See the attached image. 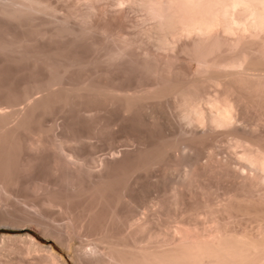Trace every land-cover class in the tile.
Instances as JSON below:
<instances>
[{
    "label": "bare ground",
    "instance_id": "obj_1",
    "mask_svg": "<svg viewBox=\"0 0 264 264\" xmlns=\"http://www.w3.org/2000/svg\"><path fill=\"white\" fill-rule=\"evenodd\" d=\"M52 2L0 0L1 62L24 63L23 87L40 93L24 94L25 109H0V226H30L50 241L3 233L0 264H11L4 253L14 240L38 253L39 264H264V0H59L60 9ZM134 10L149 27L139 30ZM9 88L0 93L9 91L5 102L14 106ZM164 106L177 111L178 142ZM102 108L144 126L130 149L110 146L100 159L92 151L96 162L81 149L94 141L75 136L72 124V136L59 124L46 135L52 114L91 120ZM224 139L229 152L216 159L211 148ZM197 147L212 150L206 164L188 158ZM175 170L177 223L163 219L161 200L139 218L135 195ZM186 187L197 191L190 204ZM215 187L225 191L217 206L208 197ZM32 196L35 213L15 217L10 202ZM45 209L65 219L62 228Z\"/></svg>",
    "mask_w": 264,
    "mask_h": 264
},
{
    "label": "rangeland",
    "instance_id": "obj_2",
    "mask_svg": "<svg viewBox=\"0 0 264 264\" xmlns=\"http://www.w3.org/2000/svg\"><path fill=\"white\" fill-rule=\"evenodd\" d=\"M51 2H52V0H50ZM54 2H52V4L54 5V6H56V5H58L57 7H59V6H62L61 4V1H60V3H58V1L59 0H53ZM57 1V2H56ZM56 2V3H55ZM55 3V4H54ZM59 9H60V7H59ZM133 11V10H132ZM138 12V13H137ZM136 12V10H134V12L132 13V15L131 14H129V16L130 17H134L132 20H137V21H135L136 23L137 22H139V25L141 26H139L138 24L136 25V26H138L139 27V30H141V28H144L145 29V25H146V27L148 26H150L148 23L146 24H144L142 21V17H144L142 14V12H139V11H137ZM60 13H61V11H60ZM59 13V14H60ZM129 13H131V12H129ZM135 13V14H134ZM141 13V14H140ZM134 14V15H133ZM139 18V19H138ZM140 22H141V24H140ZM143 23V24H142ZM143 26V27H142ZM133 28V25L132 26H129V29H132ZM135 28H137V27H134L133 29H135ZM147 29V28H146ZM138 30V28L135 30V31H139ZM127 31H128V28H127ZM131 30H129L128 32H130ZM133 31V30H132ZM132 31H131V36H136V33L137 32H135V35L132 33ZM140 32V31H139ZM139 32L137 33V35L139 36ZM133 34V35H132ZM143 36H142V38H144L145 37V35L144 34H142ZM140 36H141V33H140ZM139 36V37H140ZM2 61V58L0 57V86L1 87H5V88H9L11 91L10 92H12V93H14L15 94V92H16V94H17V101L19 102L18 104L16 103L14 106H11V105H9V104H6L7 102H5L6 100H5V93H7V92H9V91H6L5 90V92H1L0 93V109L2 108V107H5V109L3 108V109H1V110H8L9 109V111H13V110H17V108L19 109V110H21V109H25L26 107H27V105H28V101L27 100H29V98L31 97L32 99H36V98H38L39 97V95H40V93L39 92H34V91H30V90H28V92L30 91V93H28L27 91H26V88H24L25 87V84L27 83V81H28V73L27 72H25L26 70L24 69L23 70V68L25 67V64L24 63H18L19 65H17V63H13V62H9V63H6V62H1ZM11 63V64H10ZM13 63V64H12ZM6 64V65H5ZM16 64V65H15ZM7 66V67H6ZM24 66V67H23ZM3 68V69H2ZM11 70H13V71H11ZM4 71V72H3ZM25 73V74H24ZM7 75V76H6ZM19 76V77H18ZM6 80V81H5ZM9 80V81H8ZM15 81V82H14ZM5 82V83H4ZM12 82V83H11ZM19 82V83H18ZM2 83V84H1ZM23 84H24V87H23ZM5 85V86H4ZM6 85H8V86H6ZM15 85V86H14ZM129 87H127V89L129 88V90H134V87L136 86V84L135 83H130L129 85H128ZM138 86V85H137ZM136 86V87H137ZM13 87V88H12ZM17 87V88H16ZM131 87V88H130ZM16 88V89H15ZM22 88H24V89H22ZM24 90V91H23ZM213 90H216L214 87H212V88H210V92H215V91H213ZM25 92V93H24ZM27 92V93H26ZM34 92V93H33ZM3 93V94H2ZM211 93V94H212ZM27 94V95H31V94H33V95H31L30 97L29 96H25V95ZM4 95V96H3ZM20 96V97H19ZM25 96V97H24ZM1 97L3 98V99H1ZM22 97V98H21ZM36 97V98H35ZM26 98V99H25ZM31 98H30V100H31ZM21 99V100H20ZM23 99V100H22ZM3 100V101H2ZM26 100V101H25ZM30 100H29V102H30ZM16 101V102H17ZM5 102V103H4ZM27 103V104H26ZM18 105V106H17ZM2 106V107H1ZM7 106H9V107H7ZM168 106V105H167ZM13 107V108H12ZM17 107V108H16ZM21 107V108H20ZM7 108V109H6ZM16 108V109H15ZM172 108V107H171ZM171 108H170V106H169V108L168 107H165L164 106V112L165 113H163V117L165 116V117H167L168 115V118L170 117V118H172V120H175V125L173 126V127H171L172 128V130H170V132H175V142H178V140H180L181 138L179 137L180 135H179V130L181 129V127H182V124L180 123V121L178 120V118H177V116H176V112L177 111H174L173 110V108H172V110H171ZM105 111V113H106V109H104ZM111 110V111H110ZM166 110V111H165ZM170 110V111H169ZM98 111H101V112H98ZM97 112H95V114L97 113V114H99V115H95V117L93 118V119H89V120H87V118H84V117H78L77 119L76 118H74V119H72V120H70L69 121V118L66 116V117H64V114H60V113H55V114H52L51 115V117L49 116H47L48 118H45L44 120L46 121H44L43 123L45 124H43L44 125V128L45 127H47V128H49V129H47L46 128V135L47 136H49V137H51V136H53V134H56L55 132H59V131H61V130H63L62 132L63 133H65L66 132V134L68 133V135L70 134V131H69V129H67V127H66V125L68 124V123H70V124H72L73 125V134L76 136H78V135H84V136H86V134H87V136H89V139H90V142L92 143L93 141V144L95 145V146H91L90 144H89V140H87V146L85 145L86 144V142H85V144L83 145V147H84V150H83V147H81V149H82V151L84 152V154L87 156V157H91V158H93L94 159V157L96 156V155H94L95 153L94 152H96V154H97V157L99 158V156H100V158H102V157H104L105 155H106V153L108 152V151H110L111 152V150H109L108 148L110 147V149H112L113 151L112 152H115V153H117V152H123L124 150L123 149H125V148H131V141L133 140L132 138H135V137H137L139 134H142V133H144V130H145V128H144V126L143 125H140V122H138L135 118H124V116L122 117V115L121 114H119V112H114L111 108L109 109V110H107V113L105 114V113H103V108L101 109V110H98ZM102 113V114H101ZM172 115V116H171ZM55 116V117H54ZM176 116V117H175ZM165 117H164V119H165ZM65 118H66V121H65ZM114 118V119H113ZM175 118V119H174ZM61 119V120H60ZM107 119V120H106ZM118 119V120H117ZM131 119V120H130ZM68 120V121H67ZM57 121V122H56ZM60 121V122H59ZM56 122V123H55ZM65 122V123H64ZM79 122V123H78ZM83 122V123H82ZM107 122V123H106ZM47 123V124H46ZM103 123V124H102ZM178 123V124H177ZM52 124V125H51ZM56 124L58 125L59 124V129H57V131H55L54 133H53V130L50 132V130H51V128L52 127H54L55 128V126H56ZM70 124H68V125H70ZM75 124H76V126H75ZM101 124V125H100ZM105 124H107V125H105ZM111 124V125H110ZM180 124V125H179ZM47 125V126H46ZM55 125V126H54ZM61 125V126H60ZM98 125V126H97ZM65 126V128H63L62 129V127H64ZM105 126V127H104ZM176 127V128H175ZM99 128V129H98ZM109 128V129H108ZM114 128V129H113ZM117 128V129H116ZM170 128V129H171ZM53 129V128H52ZM65 129H67V130H65ZM76 129V130H75ZM98 129V130H97ZM47 130H49V132L47 133ZM135 130V131H134ZM142 130H143V132H142ZM69 131V132H68ZM99 132V133H97V132ZM113 131V132H112ZM71 132V133H72ZM129 132V133H128ZM49 133H51V134H49ZM96 133L98 134V137H97V135H96ZM102 133V134H101ZM110 133V134H109ZM49 134V135H48ZM73 134H70L71 136L73 135ZM91 136H90V135ZM103 135V136H102ZM109 135V136H108ZM126 136H128V137H126ZM178 136V137H177ZM91 137V138H90ZM97 137V138H96ZM94 138V139H93ZM102 138V139H101ZM114 138V139H113ZM93 141H92V140ZM95 139H97V140H95ZM130 139H132L130 142L128 141V140H130ZM177 139V140H176ZM108 140V141H107ZM113 140V141H112ZM220 140H222V139H220ZM220 140H218V142L220 141ZM226 140V141H225ZM230 142L229 140H227V139H224L223 141H221V142H216L218 145L216 146V145H214L213 146V148H211V149H214V150H216V151H213V152H215V153H213L212 152V150H210V148H205L207 151H206V153L204 152L205 151V149L203 150L201 147H197L196 149H198V151H196V149H194L193 150V153H194V151L196 152L195 154H192L191 155V152L188 154V158H190V159H193V161H194V158H195V162H196V164H206L207 163V161L209 160V155L211 154V153H208L209 151H211L212 152V155H213V157L215 158L216 157V159H220V160H223L226 156H227V152H229V150L227 149V147L226 146H228L230 143H228V142ZM97 142V143H96ZM99 142V143H98ZM108 142V143H107ZM110 142V143H109ZM111 142H112V144H111ZM127 142V143H126ZM223 142H225V143H223ZM227 142V143H226ZM215 143V144H216ZM89 144V145H88ZM226 144V145H225ZM97 145V146H96ZM130 145V146H129ZM221 145V146H220ZM222 145H224V146H222ZM82 146V145H81ZM88 146H90V147H88ZM105 146V147H104ZM116 148H115V147ZM126 146V147H125ZM87 147V148H86ZM96 147V148H95ZM114 149H113V148ZM220 147V148H219ZM86 148V149H85ZM103 148V149H102ZM118 148V149H117ZM223 148V149H222ZM94 149V150H93ZM122 151H121V150ZM225 149H227V150H225ZM229 149H230V152H231V148L229 147ZM233 150H235V148H232ZM86 150V151H85ZM95 150H97V151H95ZM101 150V151H100ZM102 150H103V152H102ZM106 150V151H105ZM119 150V151H118ZM125 150H128V149H125ZM92 151H94V152H92ZM237 151L239 152L240 150L237 148ZM92 152V153H91ZM236 152V151H235ZM101 153H104V155H102ZM90 154V155H89ZM99 154V155H98ZM108 154V153H107ZM202 154V155H201ZM207 154V155H206ZM216 154V155H215ZM226 154V155H225ZM94 155V156H93ZM191 155V156H190ZM196 155V156H195ZM198 155V156H197ZM218 155V156H217ZM225 155V156H224ZM97 157H95V161L97 162L98 161V158ZM206 157V158H205ZM99 158V159H100ZM198 158V159H197ZM197 159V160H196ZM206 159V160H205ZM208 159V160H207ZM192 161V162H193ZM198 161L200 162V163H198ZM203 161H204V163H203ZM206 161V162H205ZM194 163V162H193ZM201 164V165H202ZM183 167H185V166H183ZM182 166H180V167H177V170H179V171H183V168ZM179 168V169H178ZM177 170H175L176 172H173V173H169L168 174V178H167V180H163V179H160V180H158L156 183H154V185L153 186H147V185H145V186H143V187H141V190H140V192L138 193V195L136 196L135 195V199H136V201L137 202H141L140 204L141 205H139V212H138V210H137V216L139 217V218H142V217H146L148 214H149V210H150V207H152V205H153V202H156V200L157 201H159V200H161V201H164L165 203H166V209H167V211H166V215L164 214L162 217H163V219L165 220V221H170L171 223H169L170 225H172V226H174L177 222H176V218L178 217V216H175L174 217V215L177 213V211L179 210V209H176L177 211H175V210H173V208L171 207L172 206V204H170V203H172V198L173 197H171V195H172V193H171V189H169L170 187H171V185L170 184H172V179L174 180H177V178H178V176H180L181 175V172H179V171H177ZM178 172L180 173V175L178 174ZM177 173V174H176ZM169 175H171V176H169ZM177 175V176H176ZM174 176V177H173ZM151 179H153V181L152 182H155V180L154 179H156L157 180V178H155V177H153V178H151ZM168 179H170V180H168ZM162 180H163V182H162ZM161 182H162V184H161ZM170 183V184H169ZM170 185V186H169ZM147 187H151V189L150 188H147ZM187 188V189H186ZM186 188H184L182 191H183V193H184V195H183V197L186 199V202H188L189 200V202H188V204H190V203H192L194 200H192L193 198V195L197 192L196 191V189H193V188H190L191 189V191H194V192H191L190 191V189H188V187H186ZM147 189V190H146ZM157 189V190H156ZM168 189L170 190V192L168 191ZM213 189V190H212ZM211 190H210V193H209V198H210V200H212L213 199V202H215V205L217 206L218 204H220V202H223V199H224V196H222L223 194H225V191H222L221 189L222 188H219L217 191H218V193H217V191H216V187L215 188H212ZM152 190V191H151ZM214 190L216 191L215 192V195L213 194L214 193ZM224 190V189H223ZM155 191V192H154ZM186 191V192H185ZM211 191H213V192H211ZM191 192V193H190ZM222 192V193H221ZM145 193V194H144ZM152 193V194H151ZM171 193V194H170ZM182 193V194H183ZM187 193V194H186ZM217 193V194H216ZM149 194H150V196H149ZM191 194H192V196H191ZM211 194H213L212 195V197H211ZM219 194V195H218ZM156 195V196H155ZM219 196V197H217V196ZM213 196H215V198L213 197ZM150 197V198H149ZM156 197V198H155ZM191 197V198H190ZM216 197H217V199H216ZM152 198V199H151ZM161 198V199H160ZM190 198V199H189ZM212 198V199H211ZM222 198V199H221ZM29 199H31L30 201H29ZM28 200H26V201H24V199H22L21 200V202L18 204V205H16L14 202H10V204H12L13 206H15V207H17V210H16V212L14 213L15 215H16V213L18 214V215H16L15 217H19V218H21V217H24V216H27V215H33L32 213H35V210H34V208H32V207H30V203H32V202H34V200H32V199H34V197L32 196V198H29ZM150 199V200H149ZM168 199V200H167ZM220 199V200H219ZM145 200V201H144ZM151 200H152V202H151ZM172 200V201H171ZM188 200V201H187ZM222 200V201H221ZM26 202L25 204L24 203H22V202ZM150 201V202H149ZM216 201H217V204H216ZM220 201V202H219ZM24 207V209H23V207ZM24 205H26V206H24ZM146 205H148V206H146ZM149 205H151V206H149ZM29 208H28V207ZM22 207V208H21ZM143 207V208H142ZM175 208V207H174ZM140 209H143V210H140ZM145 210V211H144ZM22 211H24V212H22ZM45 211H46V209H45ZM49 209H47V213L49 214V216L50 217H53V219H55L54 221H53V223H52V225H54V226H62L64 223H65V219H63L62 218V216H59V215H57L56 213H54V212H52L51 213V211H49ZM148 211V212H147ZM173 211H175V212H173ZM28 212H31V214H27ZM144 212V213H143ZM23 213V214H22ZM51 213V214H50ZM54 213V214H53ZM142 214V215H141ZM177 214H179V212L177 213ZM141 215V216H140ZM144 215V216H143ZM0 216H1V214H0ZM54 216L56 217V218H54ZM167 216V217H166ZM171 217V218H170ZM58 218H60V219H58ZM62 218V219H61ZM169 218V219H168ZM175 218V219H174ZM179 218V217H178ZM177 218V219H178ZM58 220V221H57ZM62 220H64V221H62ZM56 221V222H55ZM167 222V223H168ZM62 228V227H61ZM3 233H7V234H15V233H30V234H32L33 236H35L39 241H41L43 244H45V245H48L49 243H50V241H48V240H42V238L39 236V232L35 229V228H33V227H30V226H25L24 228H21V227H10V226H0V235L1 234H3ZM73 239H74V241L75 242H78V241H80L81 239H78L77 237L75 238V237H73ZM82 241H84L85 242V238H84V240H83V238H82ZM86 241L88 242V240L86 239ZM13 242V241H12ZM12 242L10 243H7L6 244V246L5 247H7L8 248V246H9V248H11V251H9L10 249L8 248V249H5V250H8L9 251V253H7L6 251H5V253H4V251H3V253H4V255H5V257H8L7 258V260H9L10 262H11V264H17V262H18V260H19V262H18V264H25V263H27V264H39L38 262H40L41 261V258H39V256H38V253L36 254V253H33V252H31L32 253V255L31 256H33V257H30V255L29 254H31V253H27L26 252V247L25 246H23L24 244H22L21 242H19V241H15L14 240V242H13V244H12ZM19 243H21V244H19ZM12 244V245H11ZM16 244V245H15ZM22 246V247H21ZM17 247H18V251H17ZM25 248V249H24ZM24 249V250H23ZM15 250H16V252H15ZM21 250H22V252H21ZM13 251V252H12ZM11 252V253H10ZM21 252V253H20ZM24 253V254H23ZM26 253V254H25ZM8 254V255H7ZM20 254V255H19ZM34 254H36V255H34ZM28 255V256H27ZM18 256H20V257H18ZM25 256H27V257H25ZM23 257V258H22ZM19 258H21V260L19 259ZM31 258H33V259H31ZM6 259V258H5ZM29 259V260H28ZM36 259V260H35ZM21 261H23V262H21ZM35 261H36V263H35ZM13 262V263H12Z\"/></svg>",
    "mask_w": 264,
    "mask_h": 264
}]
</instances>
